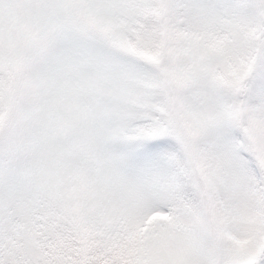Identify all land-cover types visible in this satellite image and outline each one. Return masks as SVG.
I'll return each instance as SVG.
<instances>
[{
	"label": "snow or ice",
	"instance_id": "6c2138e0",
	"mask_svg": "<svg viewBox=\"0 0 264 264\" xmlns=\"http://www.w3.org/2000/svg\"><path fill=\"white\" fill-rule=\"evenodd\" d=\"M0 264H264V0H0Z\"/></svg>",
	"mask_w": 264,
	"mask_h": 264
}]
</instances>
